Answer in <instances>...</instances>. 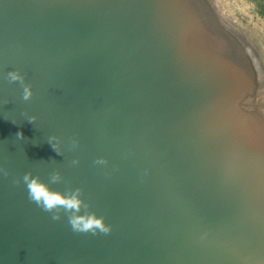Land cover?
<instances>
[{
	"label": "water",
	"instance_id": "water-1",
	"mask_svg": "<svg viewBox=\"0 0 264 264\" xmlns=\"http://www.w3.org/2000/svg\"><path fill=\"white\" fill-rule=\"evenodd\" d=\"M258 86L209 0H0V264H264ZM57 170L110 234L29 200Z\"/></svg>",
	"mask_w": 264,
	"mask_h": 264
},
{
	"label": "clouds",
	"instance_id": "clouds-1",
	"mask_svg": "<svg viewBox=\"0 0 264 264\" xmlns=\"http://www.w3.org/2000/svg\"><path fill=\"white\" fill-rule=\"evenodd\" d=\"M7 79L9 83L19 82L22 86V99L29 101L33 97V89L30 84H27L26 77L19 69L7 72ZM37 117L31 116L28 118L30 123H35ZM17 139H23V132H18ZM47 142L51 145L52 149L58 154L63 156L60 148V137L52 135L48 138ZM78 141L73 138L71 140V148L78 147ZM96 165H107L106 158H98L94 161ZM71 164H79V159H73ZM3 175H9L6 169H0ZM64 177L60 171H53L47 182L43 181L38 175L33 176L31 172H27L22 177V182L27 188L28 198L34 202L44 212L51 213V219L58 221L61 219L62 214L67 216L68 224L73 232L76 233H91L93 235L110 234L112 226L106 223L105 217L97 215L96 212L91 211V204L86 201L84 191L80 187L73 189L67 187L64 191L54 190L51 185L63 182ZM14 184L19 185L21 179L17 178L13 181Z\"/></svg>",
	"mask_w": 264,
	"mask_h": 264
},
{
	"label": "rangeland",
	"instance_id": "rangeland-1",
	"mask_svg": "<svg viewBox=\"0 0 264 264\" xmlns=\"http://www.w3.org/2000/svg\"><path fill=\"white\" fill-rule=\"evenodd\" d=\"M209 1L226 25H236L239 28H244L246 32H253L255 38L259 37L260 39H262L264 46V33H262L261 29L262 23L264 24V0ZM257 70L259 75V86L257 88L252 104L260 113L264 115V77L262 76L263 73H261V69L257 67Z\"/></svg>",
	"mask_w": 264,
	"mask_h": 264
},
{
	"label": "bare ground",
	"instance_id": "bare-ground-1",
	"mask_svg": "<svg viewBox=\"0 0 264 264\" xmlns=\"http://www.w3.org/2000/svg\"><path fill=\"white\" fill-rule=\"evenodd\" d=\"M226 17H228V16H226ZM221 20L223 21V19H221ZM229 25L230 24H228L226 26H228V28L231 30V32H233L243 42L244 46H246L247 50L252 55L256 66L258 68H260L261 73H263V75L261 73L260 74L264 77V46H263L262 39H260L259 37H258L259 39L255 38V36L253 35V32H246L244 28H239L236 25H234V26H231V25L229 26ZM261 29H262V33H264V24L263 23H262Z\"/></svg>",
	"mask_w": 264,
	"mask_h": 264
}]
</instances>
